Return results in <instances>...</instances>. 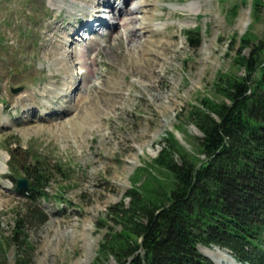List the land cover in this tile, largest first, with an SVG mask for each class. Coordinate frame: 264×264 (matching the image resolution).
Instances as JSON below:
<instances>
[{"label":"rangeland","instance_id":"obj_1","mask_svg":"<svg viewBox=\"0 0 264 264\" xmlns=\"http://www.w3.org/2000/svg\"><path fill=\"white\" fill-rule=\"evenodd\" d=\"M104 1L0 0V264L16 263L10 240L17 222L33 246L31 264H95L109 229L119 230L111 208L128 207L127 191L143 184V174L133 183L137 168L160 154L168 132L197 151L204 134L192 106L220 98L222 73L243 77L245 68L233 64L241 40L250 30L251 46L242 49L248 57L264 35V7L253 22L254 0H108L114 16L95 19L113 32H93L86 25ZM125 15L135 21L120 26ZM197 25L202 37L193 47L186 31ZM67 72L73 89L54 95L50 89L64 88ZM30 94L35 107L23 102ZM16 146L39 153L53 170L49 199L35 203L42 222L30 221L33 202L14 187L13 179L28 178L22 167L2 179L10 176L8 150ZM59 192L63 200L55 199ZM215 246L198 247L213 264L201 248ZM99 264L118 262L111 256Z\"/></svg>","mask_w":264,"mask_h":264},{"label":"trees","instance_id":"obj_2","mask_svg":"<svg viewBox=\"0 0 264 264\" xmlns=\"http://www.w3.org/2000/svg\"><path fill=\"white\" fill-rule=\"evenodd\" d=\"M263 7V0L253 1V22ZM186 37L198 46L202 26L186 31ZM251 38L248 30L233 61L245 68L244 76L222 73L215 84L220 98L206 96L192 106L190 114L204 134L197 151L168 132L160 154L137 168L133 183L143 174V184L127 191L128 207L111 208L119 230L109 229L95 264L111 256L118 264H213L200 245L228 249L241 264H264V35L245 57L242 49L251 46ZM9 153L10 172L20 166L28 177L25 191L14 179L19 194L33 202L27 216L42 222L44 210L35 203L49 199L53 170L39 153L19 146ZM63 197L59 192L55 199ZM17 223L10 240L17 251L15 264H31L33 246ZM1 249L5 252L4 244Z\"/></svg>","mask_w":264,"mask_h":264},{"label":"bare ground","instance_id":"obj_3","mask_svg":"<svg viewBox=\"0 0 264 264\" xmlns=\"http://www.w3.org/2000/svg\"><path fill=\"white\" fill-rule=\"evenodd\" d=\"M125 3H127V2H129L130 0H123ZM104 4H106L107 6H109V7H111L112 6V2L111 1H108V0H105L104 1ZM124 9V8H123ZM123 9H121V10H123ZM105 11L103 10V9H100L99 11H97L96 12V14L95 13H92V14H90V16H92V22H89L86 26L88 27L89 26V28H90V30L91 31H95L96 29H97V27H95V25H93L92 23H96V24H99V22L101 23V24H105V21H100V19H95L96 18V15H98V14H101V13H104ZM126 15H129V13H128V11L126 10V13H125ZM126 15H125V17H120V19L121 20H118V22L117 23H119L120 24V26H121V24H124V25H127V24H129V23H132V22H134L135 21V18H127L126 17ZM113 16H114V14H113ZM153 18V16H149V19H152ZM121 21V22H120ZM128 22V23H127ZM149 23H151V22H149ZM152 25H154V26H156L157 27V29H159V26L158 25H156V24H152ZM119 26V27H120ZM109 28H110V26H109ZM111 29H113V28H110L109 29V32H107V34L109 35V34H112L111 32H113V31H111ZM146 29V28H145ZM130 31L132 32V33H135L134 31V29H130ZM137 32V31H136ZM116 39H118V38H116ZM121 40V39H120ZM131 40V38L129 39L128 38V42L130 43V42H132V41H130ZM140 47H142V50H143V47H144V45L140 42ZM57 62H59V64H60V67L61 68H63V69H65L66 71H67V69H68V65H67V63H66V61L64 60V59H57ZM93 64H95V59H93V62H92ZM91 71V70H90ZM93 72V71H92ZM78 73H79V71H78ZM78 75V74H77ZM102 75V74H101ZM67 81L68 82H66V85L64 86V88H60V87H58L57 85L56 86H54V88L53 89H50V91L54 94V95H59V94H61L62 92L64 93V94H66V93H69L70 91H71V89H73V87H72V85H71V80L74 78V75L72 74L71 75V73H69V72H67ZM23 102L27 105V107H35L36 105H37V96L35 95V94H30V95H28L27 96V98L26 99H24L23 100ZM45 111H48V109H45L43 112H45ZM3 109L2 108H0V121L4 124H6V121L3 119ZM201 251L204 253V254H206L207 256H209L215 263H217V264H239L232 256H231V254H230V252L228 251V250H225V249H221L220 247H218V246H215L214 247V249H208V248H201Z\"/></svg>","mask_w":264,"mask_h":264},{"label":"water","instance_id":"obj_4","mask_svg":"<svg viewBox=\"0 0 264 264\" xmlns=\"http://www.w3.org/2000/svg\"><path fill=\"white\" fill-rule=\"evenodd\" d=\"M18 185L20 189H27V180L25 179H19Z\"/></svg>","mask_w":264,"mask_h":264}]
</instances>
